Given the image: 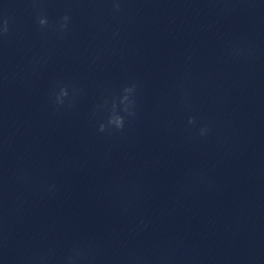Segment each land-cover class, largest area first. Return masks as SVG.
<instances>
[{
	"label": "clouds",
	"instance_id": "1",
	"mask_svg": "<svg viewBox=\"0 0 264 264\" xmlns=\"http://www.w3.org/2000/svg\"><path fill=\"white\" fill-rule=\"evenodd\" d=\"M112 10L115 13H120L122 9L123 0H109ZM72 17L70 13H65L63 16H61L57 22V26L55 28V31L57 34L63 38L68 31L70 30ZM36 22L41 28V30L47 29L50 27V22L47 17L42 11L37 15ZM10 18L6 13H0V41L5 39L10 34ZM133 89L132 88H125V92L129 93ZM53 95L55 97V104L56 105H63L64 99L69 96V91L67 86H60L58 91L53 90ZM125 99H127V96H125ZM187 124L190 126H194L197 124V118L195 116H189L187 120ZM125 126V118L119 114L113 113L107 122V125L100 124L98 131L105 132L109 129H115L116 131H122ZM210 129L208 125H202L198 129V134L201 137L206 136L209 133ZM55 186H50L51 190ZM143 223V221H141ZM78 255V253H77ZM71 260V257L68 258Z\"/></svg>",
	"mask_w": 264,
	"mask_h": 264
}]
</instances>
